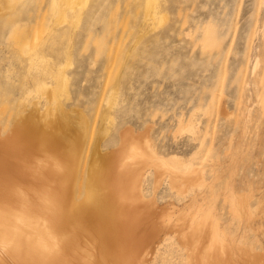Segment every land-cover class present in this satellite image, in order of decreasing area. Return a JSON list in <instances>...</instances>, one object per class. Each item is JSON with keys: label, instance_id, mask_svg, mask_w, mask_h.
Here are the masks:
<instances>
[{"label": "rangeland", "instance_id": "1", "mask_svg": "<svg viewBox=\"0 0 264 264\" xmlns=\"http://www.w3.org/2000/svg\"><path fill=\"white\" fill-rule=\"evenodd\" d=\"M31 127L75 152L70 204L139 175L121 264H264V0H0V143ZM31 180L0 182L8 220L55 187Z\"/></svg>", "mask_w": 264, "mask_h": 264}, {"label": "bare ground", "instance_id": "2", "mask_svg": "<svg viewBox=\"0 0 264 264\" xmlns=\"http://www.w3.org/2000/svg\"><path fill=\"white\" fill-rule=\"evenodd\" d=\"M29 127L28 125L27 128ZM53 135L31 127L15 132L6 142L0 143V182L10 183L26 175H32L35 180H31L30 183H37L41 190H44L46 183L52 181L55 183L53 190L40 196L39 208L24 200L22 205L24 212L23 210L21 212L25 215L15 216L13 221L8 220V217H11L10 212L0 201V233L8 234L3 237L4 239L10 237L8 239L14 240L13 244L8 243L7 246L12 244L13 247L10 246L15 254H21L18 259L26 261V264H121V247L130 239L129 232L134 226V216L129 203L133 199L134 201L140 199L139 175L135 174L131 181L130 178L126 180L123 173L128 170L125 168L122 173L120 172L121 175L116 173L110 178L109 169L100 166L92 175L85 201L77 206L70 204L65 189L75 152L70 149V143L60 136ZM142 154L144 153L139 147L132 146L129 156L142 157ZM35 155L37 165L32 168L29 161ZM51 160L56 166L63 165L61 173L50 170V162L53 164ZM106 161L105 158L102 163ZM46 177L53 180L40 181ZM2 185L0 195L6 191L2 189ZM42 196L44 198L41 203ZM31 211L36 213L33 214L32 221H29ZM24 226L31 229L26 237ZM195 231H198L197 228ZM79 233L83 235L87 233L89 238L95 237L99 248L97 257L89 254L90 251L79 253L81 247L77 241ZM216 235L213 244L220 242L216 241L219 239ZM80 241L82 243V239ZM92 242L94 241L90 244L94 245L95 242ZM191 242L192 245L194 242L192 240ZM97 245L90 250L94 251V247L98 250ZM205 262L209 264L208 261H204V264ZM212 262L214 263L213 260L210 263Z\"/></svg>", "mask_w": 264, "mask_h": 264}]
</instances>
